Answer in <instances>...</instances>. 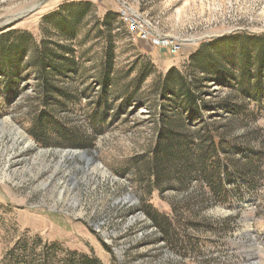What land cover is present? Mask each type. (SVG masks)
<instances>
[{
    "label": "rangeland",
    "instance_id": "1",
    "mask_svg": "<svg viewBox=\"0 0 264 264\" xmlns=\"http://www.w3.org/2000/svg\"><path fill=\"white\" fill-rule=\"evenodd\" d=\"M68 1L73 0H0V30L11 27L40 39L42 16ZM88 1L93 11L73 44L75 71L54 78L75 94L66 108L62 96L51 99L48 109L57 115L56 128L40 131V139L32 134L45 99L41 76L27 65L32 47L23 65L0 71V172L11 177L0 178V264L13 250L26 259L35 253V264H80L91 255L103 264H264V103L252 90L232 95L247 108L242 116L205 112L207 121L228 130L246 149L236 153V164L255 163L252 181L236 190V199L217 202L197 178L184 190L171 180L149 194L143 171L162 112L160 75L172 66L189 75V50L202 42L236 34L264 36V0ZM109 11L116 13L114 62L107 88L110 109L101 117L94 103L103 90L107 42L96 22ZM125 11L142 14L155 31L184 48L172 54L139 41L128 33ZM207 86L208 102L229 95L219 83ZM14 129L32 144L15 139ZM258 150L260 159L245 157ZM66 151L78 154L64 156ZM231 181L228 187L235 185ZM144 205L172 215L170 239L162 238Z\"/></svg>",
    "mask_w": 264,
    "mask_h": 264
},
{
    "label": "trees",
    "instance_id": "2",
    "mask_svg": "<svg viewBox=\"0 0 264 264\" xmlns=\"http://www.w3.org/2000/svg\"><path fill=\"white\" fill-rule=\"evenodd\" d=\"M91 11L93 5L88 0L61 3L56 10L42 16L43 34L40 39H36L31 32L19 33L10 29L11 27L0 30V71L6 70L9 73L23 65L29 48L33 49L27 65L41 76L40 88L45 98L42 114L37 116L35 122L39 127L32 131L35 138L42 137L40 131H49L59 124L55 112L48 109L51 99L57 100L62 96L61 105L66 108L75 96L67 88L56 85L54 78L75 71L73 44L78 40L82 24ZM115 18L116 13L109 11L96 22L100 27L99 34L107 42L101 78L103 90L94 103L95 114L101 117H105L110 109L107 88L111 85L114 62L111 30ZM55 38H60V41ZM189 51L186 64L189 75L172 66L157 80L162 112L157 137L144 162L148 192L153 194L171 180H175L177 189L184 190L191 180L197 178L210 190L214 200L227 203L236 199V190L244 186L246 181H252L256 167L255 163L248 167L236 164L233 159L236 153L246 149L235 144L236 141L228 130L215 126L213 120L207 121L205 112L209 110L215 113L221 110L234 117L242 116L247 108L239 104L236 97L232 99V95L240 96L241 90H252L254 99L264 103V36L236 34L202 42ZM147 75L148 73L143 74L140 79H145ZM14 79L12 78L9 88L14 85ZM208 81L228 87L230 92L226 99H221L218 103L208 102L205 99ZM261 153L258 150L245 157L260 159ZM231 180H234L235 185L228 187L227 184L233 182ZM170 205L171 212H174L175 206ZM142 208L159 228L162 238L170 239L171 223L168 221L172 215L161 212L154 205H144ZM15 254L20 253H14L13 250L8 254L7 264H35V253H30V259L24 258L25 253L21 256ZM80 264L103 262L91 255L85 256Z\"/></svg>",
    "mask_w": 264,
    "mask_h": 264
},
{
    "label": "built area",
    "instance_id": "3",
    "mask_svg": "<svg viewBox=\"0 0 264 264\" xmlns=\"http://www.w3.org/2000/svg\"><path fill=\"white\" fill-rule=\"evenodd\" d=\"M123 20L127 24L128 33L150 47H161L172 54H177L183 48L181 41L155 31L150 20L142 14L125 11L123 12Z\"/></svg>",
    "mask_w": 264,
    "mask_h": 264
},
{
    "label": "bare ground",
    "instance_id": "4",
    "mask_svg": "<svg viewBox=\"0 0 264 264\" xmlns=\"http://www.w3.org/2000/svg\"><path fill=\"white\" fill-rule=\"evenodd\" d=\"M13 134H14V138H15V139L23 140V141L25 142V145H26V146L32 144V142H31L30 140L27 139L26 134H25L22 130L14 129ZM76 154H78V152L66 151V152L64 153V156L73 157V156H75ZM80 156H81V157H85V156H86V153L81 152V153H80ZM4 172H5V171H4ZM0 178H1L2 180H4V179H10L11 177L8 176V175H6V174H3L2 171H1V172H0ZM61 196H63V193H62V192H61Z\"/></svg>",
    "mask_w": 264,
    "mask_h": 264
}]
</instances>
